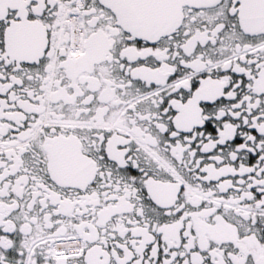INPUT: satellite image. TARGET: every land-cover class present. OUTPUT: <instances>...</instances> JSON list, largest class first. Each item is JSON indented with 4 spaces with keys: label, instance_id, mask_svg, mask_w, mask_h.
I'll return each mask as SVG.
<instances>
[{
    "label": "snow or ice",
    "instance_id": "1",
    "mask_svg": "<svg viewBox=\"0 0 264 264\" xmlns=\"http://www.w3.org/2000/svg\"><path fill=\"white\" fill-rule=\"evenodd\" d=\"M0 264H264V0H0Z\"/></svg>",
    "mask_w": 264,
    "mask_h": 264
}]
</instances>
